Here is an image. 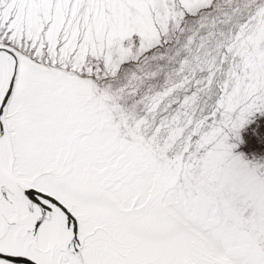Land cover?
Wrapping results in <instances>:
<instances>
[{"label": "snow or ice", "instance_id": "obj_1", "mask_svg": "<svg viewBox=\"0 0 264 264\" xmlns=\"http://www.w3.org/2000/svg\"><path fill=\"white\" fill-rule=\"evenodd\" d=\"M0 264H264V0H0Z\"/></svg>", "mask_w": 264, "mask_h": 264}]
</instances>
